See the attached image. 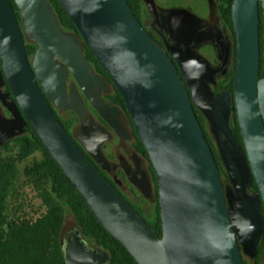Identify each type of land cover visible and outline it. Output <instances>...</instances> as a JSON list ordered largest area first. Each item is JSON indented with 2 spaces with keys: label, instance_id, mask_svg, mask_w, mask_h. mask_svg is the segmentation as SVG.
I'll return each instance as SVG.
<instances>
[{
  "label": "water",
  "instance_id": "95a60500",
  "mask_svg": "<svg viewBox=\"0 0 264 264\" xmlns=\"http://www.w3.org/2000/svg\"><path fill=\"white\" fill-rule=\"evenodd\" d=\"M85 43L123 96L157 178L162 235L103 177L73 141L47 98L83 115L65 86L67 68L98 106L97 82L82 44L60 25L49 0H0V101L12 118L0 121V148L31 126L101 226L138 264H245L256 260L264 237V60L260 9L264 0H234L237 39L234 91L215 94L232 65V47L220 23L217 0L210 18L167 13L174 39L162 48L135 17L128 0H59ZM22 27L24 31L22 30ZM26 39L37 44L33 62ZM215 48L219 65L199 53ZM63 64L59 65L58 61ZM67 67V68H66ZM8 85L10 93L3 92ZM10 94L13 101H8ZM195 107L208 122L224 183ZM234 114L243 144L233 131ZM256 184L257 190L252 189ZM138 185V184H137ZM140 189L149 197V185ZM65 264H107V252L74 232L65 240Z\"/></svg>",
  "mask_w": 264,
  "mask_h": 264
},
{
  "label": "trees",
  "instance_id": "16d2710c",
  "mask_svg": "<svg viewBox=\"0 0 264 264\" xmlns=\"http://www.w3.org/2000/svg\"><path fill=\"white\" fill-rule=\"evenodd\" d=\"M9 1L21 22V14L15 0ZM49 2L63 30L70 34L81 35L60 1L49 0ZM128 2L135 17L141 21V15L144 14L142 0H128ZM222 14L228 17L230 28L233 30L231 9L225 10ZM260 18L259 28L263 61L264 16L262 8L260 9ZM26 48L28 57H34L37 44L30 43L26 39ZM88 52L97 60L91 50H88ZM101 67L103 68V66ZM259 76H264L263 70H261ZM219 87L217 90L233 91L234 73L227 77ZM7 90L10 91V88L7 87ZM119 97H122L121 93ZM195 111L212 148L221 178L224 183H229L227 173L219 159L217 146L209 132L208 122L198 108L195 107ZM232 126L238 142L242 145L243 142L236 115H234ZM12 143L16 144V154L14 156L0 157V264H65V249L61 238L68 216L73 217L80 236L89 246L99 248L108 253L109 261L107 264H138L124 246L111 236L90 212L81 195L52 160L31 126L26 127L24 135L5 143L0 148V152L1 149L11 150L10 145ZM37 151L42 152V161L27 168L24 174L32 186L41 193L43 202L47 206V212L33 223L24 220L8 221L5 211L7 210V200L11 186L19 174L18 163L26 160ZM151 169L153 174H155L153 166H151ZM252 189L254 191L257 190L255 183L252 185ZM145 220L159 235H162L159 204L155 206L151 218ZM263 255L264 237L260 243L258 260L255 264H260ZM245 264L249 263L245 262Z\"/></svg>",
  "mask_w": 264,
  "mask_h": 264
},
{
  "label": "flooded vegetation",
  "instance_id": "af4514ba",
  "mask_svg": "<svg viewBox=\"0 0 264 264\" xmlns=\"http://www.w3.org/2000/svg\"><path fill=\"white\" fill-rule=\"evenodd\" d=\"M153 1L155 6L161 11L180 10L189 12L201 20L210 18V0H204L207 9L206 16L194 13L190 7L193 3L188 0L180 1L183 5H172L176 0ZM233 2L234 0H217L220 23L232 47V65L227 75L220 78L217 86L211 85L215 94L224 92L222 89H217L232 73L235 75L237 66V39L234 28L232 27L233 30L230 28L228 17L222 14L225 10L231 9L232 18ZM142 3L144 14L141 15V24L146 27L149 34L162 48L167 49V42L170 44L174 39L168 28L167 13L161 12L157 8H155V11H151L143 0ZM22 30L24 31L23 27ZM72 35L82 44L87 64L97 78V82L90 84V86L93 89L94 97L98 98L97 102L99 105L95 106L88 98L67 67L65 76L66 92L68 98H71L72 93H74L76 98L82 102L85 109L83 115H79L71 108H62L49 98H47V101L59 122L98 172L108 180L144 219H149L147 209L150 208L153 212L155 206L159 204V193L157 178L151 169L152 164L148 153L139 138L123 96L119 97L120 91L115 86L112 77L104 67H101L100 62L90 55L88 50L91 49L85 43L82 35ZM199 53L211 66L217 67L219 65L217 53L212 45L200 46ZM29 59L32 63L34 57ZM58 63L59 65L63 64L60 60ZM7 87L8 85L4 87L3 92L10 93ZM13 99V95L10 94L8 101H13ZM11 118V113L0 101V121ZM137 184L141 186L149 185V197L145 195ZM248 259L247 256H244V262L249 263ZM257 260L258 257L256 260L250 261L255 264Z\"/></svg>",
  "mask_w": 264,
  "mask_h": 264
},
{
  "label": "rangeland",
  "instance_id": "374dc122",
  "mask_svg": "<svg viewBox=\"0 0 264 264\" xmlns=\"http://www.w3.org/2000/svg\"><path fill=\"white\" fill-rule=\"evenodd\" d=\"M165 2V0H162ZM183 0H176L174 4L183 5L180 3ZM193 3L192 11L200 16H206L207 9L204 4V0H188ZM30 43H33L29 40ZM11 150L7 151L5 149H1L0 157L14 156L17 152V147L15 143L10 145ZM43 154L41 151H37L32 156L27 158L26 160L18 163L19 174L16 177L13 185L10 189V194L7 200V210L5 211V215L8 221L12 220H24L28 222H36L39 218L47 212V206L43 202L41 197V193L38 192L25 176L24 171L27 168L34 166L36 163L42 161ZM151 209H147V215L149 219L151 218ZM147 219V220H149ZM78 232V227L72 216L67 217V223L63 232L64 239H68L69 236ZM249 261V264H254L252 261ZM260 264H264V255L261 257Z\"/></svg>",
  "mask_w": 264,
  "mask_h": 264
}]
</instances>
